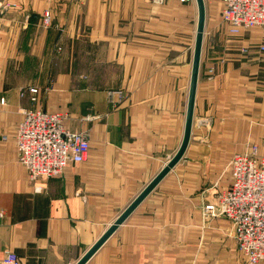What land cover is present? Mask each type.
I'll use <instances>...</instances> for the list:
<instances>
[{
  "label": "crops",
  "instance_id": "obj_1",
  "mask_svg": "<svg viewBox=\"0 0 264 264\" xmlns=\"http://www.w3.org/2000/svg\"><path fill=\"white\" fill-rule=\"evenodd\" d=\"M222 7L206 4L183 159L86 264H249L231 223L205 208L230 185L234 156H264V29L226 40ZM198 17L196 1L0 0V264L8 251L22 264H77L175 156ZM30 107L87 130L88 159L32 180L16 147Z\"/></svg>",
  "mask_w": 264,
  "mask_h": 264
},
{
  "label": "built area",
  "instance_id": "obj_2",
  "mask_svg": "<svg viewBox=\"0 0 264 264\" xmlns=\"http://www.w3.org/2000/svg\"><path fill=\"white\" fill-rule=\"evenodd\" d=\"M204 2L222 4V20L232 36L253 28L264 29V0ZM50 15L49 11L45 13L46 23L51 21ZM255 47L264 52V44ZM30 93L32 102L37 103L39 90L33 88ZM117 95L112 93L111 98ZM119 95L121 97L122 93ZM21 115L16 135L18 160L32 180L61 176L69 165H79L88 159L89 132L67 130L62 113L30 107L22 109ZM230 164L231 185L220 193L219 211L232 222L238 248L249 264H264V156L259 154L257 146H252L249 152L236 155ZM214 210L215 204L206 207L207 212ZM2 261L4 264H22L18 255L11 251L6 252Z\"/></svg>",
  "mask_w": 264,
  "mask_h": 264
},
{
  "label": "water",
  "instance_id": "obj_3",
  "mask_svg": "<svg viewBox=\"0 0 264 264\" xmlns=\"http://www.w3.org/2000/svg\"><path fill=\"white\" fill-rule=\"evenodd\" d=\"M198 6V26L195 42L192 80L190 88V96L188 103L187 119L185 134L182 144L175 156L168 162L163 170L150 182V184L141 192V194L131 203V205L119 216L114 224L103 234L96 244L77 262V264H86L95 252L114 234V232L122 225L131 213L144 201V199L158 186V184L169 174V172L183 159L192 134V126L194 120V105L196 98V90L198 85L200 62L202 56V47L204 41L205 24H206V4L204 0H195Z\"/></svg>",
  "mask_w": 264,
  "mask_h": 264
},
{
  "label": "rangeland",
  "instance_id": "obj_4",
  "mask_svg": "<svg viewBox=\"0 0 264 264\" xmlns=\"http://www.w3.org/2000/svg\"><path fill=\"white\" fill-rule=\"evenodd\" d=\"M46 1H50V0H46ZM154 3H156L155 2V0H152ZM166 0H163V2H165ZM163 2H161V4L163 3ZM191 2H195V1H191ZM185 3H190V2H185ZM160 4V3H159ZM50 12V16H51V21L49 22V23H46L45 22V13L46 12ZM41 20H42V26L43 27H49V26H51L52 25V23H53V14H52V12H51V10H49V9H46L44 12H43V14H42V18H41ZM263 29V28H262ZM244 33H246V32H244ZM227 37V39L226 40H235L236 39V36H232V35H229V36H226ZM112 93H116V94H118L117 96L118 97H120V95L119 94H121L122 93V96H123V92H121V90H119V89H117V90H112ZM245 154V153H244ZM235 157V156H234ZM233 157V158H234ZM232 158V159H233ZM232 159L230 160V162L227 164V166H228V168L230 167V163H231V161H232ZM228 170V169H227ZM231 170V169H230ZM231 180H232V173H231ZM230 185H231V183H230ZM229 185V186H230ZM229 186H228V188H229ZM227 188V189H228ZM225 191V190H224ZM223 192V191H222ZM221 192V193H222ZM219 196H220V194L218 195V197H217V200H216V202L214 203L215 204V210L214 211H210V212H208L210 215H213V216H222V217H224L225 219H227L230 223H231V225H232V222L228 219V218H226L224 215H222L221 213H220V211H219V207H218V200H219ZM214 204H210V205H214ZM205 210H206V208H205ZM232 231H233V236H234V238H235V232H234V230H233V225H232ZM240 251V250H239Z\"/></svg>",
  "mask_w": 264,
  "mask_h": 264
}]
</instances>
